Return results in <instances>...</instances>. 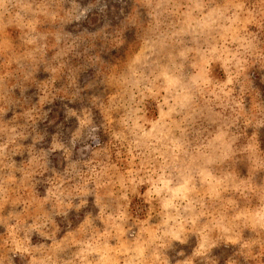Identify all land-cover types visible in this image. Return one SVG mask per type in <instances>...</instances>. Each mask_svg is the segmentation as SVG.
Masks as SVG:
<instances>
[{"label": "rangeland", "instance_id": "1", "mask_svg": "<svg viewBox=\"0 0 264 264\" xmlns=\"http://www.w3.org/2000/svg\"><path fill=\"white\" fill-rule=\"evenodd\" d=\"M0 264H264V0H0Z\"/></svg>", "mask_w": 264, "mask_h": 264}]
</instances>
